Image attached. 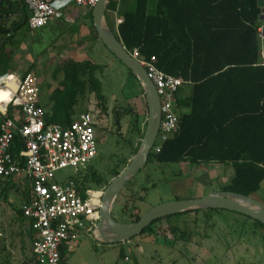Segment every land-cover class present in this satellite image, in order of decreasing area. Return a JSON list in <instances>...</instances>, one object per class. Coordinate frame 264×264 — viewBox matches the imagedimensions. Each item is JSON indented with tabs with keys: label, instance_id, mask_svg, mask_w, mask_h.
I'll use <instances>...</instances> for the list:
<instances>
[{
	"label": "trees",
	"instance_id": "trees-1",
	"mask_svg": "<svg viewBox=\"0 0 264 264\" xmlns=\"http://www.w3.org/2000/svg\"><path fill=\"white\" fill-rule=\"evenodd\" d=\"M14 1H0V76L10 72L11 59L21 42L15 38L18 29L10 31L20 18L19 13L15 17L11 12ZM18 1L26 8L22 0ZM148 7L149 0H135L134 9L119 15V0H109L106 13L107 20L108 12L123 18L119 24L114 19L115 25L110 27L130 54L137 49L141 59L155 56L161 70L184 79L177 93L180 129L163 143L160 151L152 150L142 171L149 163L187 164L194 169L231 165L234 176L222 190L253 195L264 180V65L260 64L257 35L264 0H157L154 13ZM91 11L92 26L99 37ZM32 68L33 65L26 72ZM98 71L102 66L90 60L63 58L54 73L61 74L60 80L53 76L58 84L50 96L53 106L46 113V122L69 125L87 92L94 93L98 105L106 111L108 102ZM131 113L132 109L127 108L126 114ZM143 121L136 114L132 122L139 139L131 155L144 136L147 117ZM23 146L17 134L14 153ZM128 163L129 158H123L102 170L90 165L81 182L84 186L106 188ZM18 213L24 215L23 209L19 208ZM134 215L131 221L141 217L139 213ZM172 216L155 220L142 233L152 234L156 223ZM172 229L179 230L177 226ZM184 234L180 237L186 241L189 236ZM67 252L68 248H63L61 264L66 263Z\"/></svg>",
	"mask_w": 264,
	"mask_h": 264
},
{
	"label": "rangeland",
	"instance_id": "rangeland-1",
	"mask_svg": "<svg viewBox=\"0 0 264 264\" xmlns=\"http://www.w3.org/2000/svg\"><path fill=\"white\" fill-rule=\"evenodd\" d=\"M156 2L149 0L150 13L155 12ZM134 5L135 0H119L117 14L134 9ZM75 8H78L75 4L70 6L62 24L47 25L34 31H28L26 24L22 25L16 31L15 38L21 42L11 59L9 71L21 76L33 65L31 71L40 78L42 103L46 105L49 91L60 80L61 74L54 76V73L64 57H80L102 66L97 76L111 113L116 106L132 109L131 114L120 115L119 124L113 122L112 113L110 122L102 121L97 127L98 156L93 165L102 170L117 165L123 158L131 160L134 155H131L132 147L139 139L132 122L136 114L143 121L148 109L138 81L100 37H96L89 12L78 10L83 15L77 16ZM114 19L117 15L108 12V23L112 27ZM185 91H188L187 86ZM84 98L77 106V115L89 109L93 112L94 105L98 107L99 101L94 93L87 92ZM216 166L194 169L187 164L157 166L149 163L147 169L122 190L112 214L120 222H131L135 219L134 214L142 215L161 202L198 198L213 190H222L234 176V168H225L223 171L227 173L219 176L222 169ZM72 172L73 169L67 168L64 174ZM253 196L264 203V180ZM8 198L11 201L8 205L17 209L20 202L17 195L11 192ZM173 226L179 230L175 232ZM183 232L189 236L186 241L180 237ZM141 233L128 242L115 244L85 233L69 247L65 264H264V226L236 211L202 209L196 213L175 214L156 223L152 234Z\"/></svg>",
	"mask_w": 264,
	"mask_h": 264
},
{
	"label": "built area",
	"instance_id": "built-area-1",
	"mask_svg": "<svg viewBox=\"0 0 264 264\" xmlns=\"http://www.w3.org/2000/svg\"><path fill=\"white\" fill-rule=\"evenodd\" d=\"M22 1L32 31L61 19L72 4L92 9L99 2ZM116 20L119 24L123 18ZM257 35L260 64L264 65V19L260 18ZM131 55L146 68L160 97L162 117L153 145V150L158 152L180 129L177 93L184 85V79L161 70L155 56L141 59L137 49ZM0 87L8 90L10 95L0 102V179L24 173L31 182L29 199L22 207L31 225L33 255L28 264H61L63 248L69 249L83 234L92 233L100 219L105 188L84 186L81 182L98 156L97 118L89 109L77 115L69 125L47 123L40 78L32 71L21 76L14 72L1 75ZM17 134L23 139L24 146L14 153ZM67 168L74 172L64 174Z\"/></svg>",
	"mask_w": 264,
	"mask_h": 264
},
{
	"label": "water",
	"instance_id": "water-1",
	"mask_svg": "<svg viewBox=\"0 0 264 264\" xmlns=\"http://www.w3.org/2000/svg\"><path fill=\"white\" fill-rule=\"evenodd\" d=\"M108 2L109 0H99L98 4L92 8L93 24L106 47L138 79L146 100L148 114L147 126L138 150L127 166L105 188L100 219L92 231V235L106 243L125 242L139 235L157 219L186 211L214 208L236 211L264 224V203L262 201L253 195L224 190H214L198 198L161 202L145 211L137 221L124 223L113 216L112 209L116 199L128 183L145 168L148 162L158 135L162 115L160 97L153 81L147 75L146 68L126 50L124 44L108 23L106 18ZM11 12L20 14L16 25L10 29V31H15L26 23L28 14L21 2L13 3ZM260 18L264 19V8Z\"/></svg>",
	"mask_w": 264,
	"mask_h": 264
},
{
	"label": "crops",
	"instance_id": "crops-1",
	"mask_svg": "<svg viewBox=\"0 0 264 264\" xmlns=\"http://www.w3.org/2000/svg\"><path fill=\"white\" fill-rule=\"evenodd\" d=\"M14 2L19 1L15 0ZM69 8L66 10L64 16L61 19L55 20L54 22L50 23L49 26H54L58 23L62 24V20L65 21V18L68 15ZM75 9L76 10L74 11L77 12L78 10H85V12H90L92 10L89 8ZM79 15H83V13L78 12L77 16ZM69 21H74V19L69 18ZM72 58L82 61L80 57L74 56ZM55 87L49 91V102L44 105L48 113L51 112L53 106V101L50 100V96ZM6 91L7 90H5V88H0V97ZM216 167H220L222 169V173H219V176H223L225 173H227L223 170L232 166L221 164L217 165ZM30 190L31 182L26 178L24 173L9 178V180L8 178L0 180V200L3 199V201H0V264H28L32 259L31 225L29 220L24 215L18 213V209L22 208L23 205L28 201ZM11 192H13V194L17 195L19 198L20 202L17 209L8 205V203L11 204V201H9L8 198ZM4 205L8 206L5 207ZM262 237H264V235ZM262 242L264 255V240H262Z\"/></svg>",
	"mask_w": 264,
	"mask_h": 264
},
{
	"label": "flooded vegetation",
	"instance_id": "flooded-vegetation-1",
	"mask_svg": "<svg viewBox=\"0 0 264 264\" xmlns=\"http://www.w3.org/2000/svg\"><path fill=\"white\" fill-rule=\"evenodd\" d=\"M142 99H144V97L142 96ZM145 103H146V100L144 99ZM126 107H118L116 106L115 108L112 109V113H113V122L115 124H119L120 122V115L121 114H126ZM93 110V113L95 114L96 118H97V125H96V132H97V127L100 125V123L102 121H105V120H110L109 117H110V114L112 115L111 113V110H109L108 108V104H107V109L106 111H102V108L98 105V107L96 108V106L94 105V108H92ZM110 122V121H109Z\"/></svg>",
	"mask_w": 264,
	"mask_h": 264
},
{
	"label": "bare ground",
	"instance_id": "bare-ground-1",
	"mask_svg": "<svg viewBox=\"0 0 264 264\" xmlns=\"http://www.w3.org/2000/svg\"><path fill=\"white\" fill-rule=\"evenodd\" d=\"M17 21V20H16ZM27 22V21H26ZM17 23V22H16ZM9 31V30H8ZM12 84V82H10ZM3 88V87H0ZM10 97L8 90L0 97V102L3 100H7Z\"/></svg>",
	"mask_w": 264,
	"mask_h": 264
}]
</instances>
